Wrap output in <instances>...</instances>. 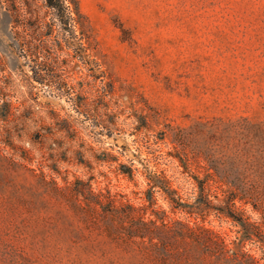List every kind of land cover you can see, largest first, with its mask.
Wrapping results in <instances>:
<instances>
[{
    "label": "rangeland",
    "instance_id": "374dc122",
    "mask_svg": "<svg viewBox=\"0 0 264 264\" xmlns=\"http://www.w3.org/2000/svg\"><path fill=\"white\" fill-rule=\"evenodd\" d=\"M79 2L103 81L73 51L71 66L61 55L45 84L34 81L33 59L13 52L15 25L0 9V105L14 107L0 120V264H247L232 251L240 237L233 221H206L225 235L212 253L193 241L164 248L133 238L96 196L149 205L144 177L132 181L111 161L128 148L121 163L135 159L143 170L142 162H160L190 195L193 177L211 174L238 206L264 216V0ZM14 22L36 21L22 12ZM178 146L189 153L186 173L179 161L156 158ZM158 199L171 218H186ZM247 249L259 248L249 240Z\"/></svg>",
    "mask_w": 264,
    "mask_h": 264
},
{
    "label": "trees",
    "instance_id": "16d2710c",
    "mask_svg": "<svg viewBox=\"0 0 264 264\" xmlns=\"http://www.w3.org/2000/svg\"><path fill=\"white\" fill-rule=\"evenodd\" d=\"M43 4L49 10V15L42 16L39 13V0H0V9L3 10L6 18L15 25L13 32L7 34L12 41L13 52H18L19 57L33 59L34 75L31 78L45 84L49 80V73L59 69V62L56 60H60L61 55L66 57L68 66L72 65L70 58L74 56L71 53L73 51L81 64L93 72L92 76L103 81L106 72L103 70L102 64L95 59L89 20L82 12L79 0H43ZM22 12L32 15L36 22H14L15 19L17 21L21 18ZM48 17L51 20L48 21ZM19 25L25 28V32L21 33L17 30ZM48 58L54 59V61L51 63L41 61V59ZM0 72H2L1 68ZM3 91L4 89L0 85V97L4 95ZM108 95L110 94L104 89V93L100 96L107 110L110 106L109 100H107ZM69 98L74 99L71 93H69ZM1 101L3 100H0V103ZM89 105L86 102L83 107L87 110ZM13 109L12 102L2 103L0 105V120L9 121L14 114ZM114 115L116 117L117 111L114 112ZM145 123L143 127H148L147 122ZM113 125L117 127L116 121L113 122ZM107 129L111 128L107 126ZM127 151L128 148L124 150V153L120 152L121 156H111V161L119 163V173L132 181L137 175L144 177L147 183L144 201H147L149 205L136 206L130 202L125 205L117 204L115 197H109L105 201L101 194H97L96 204L100 205L105 212L128 224L127 227L133 238H149L153 243L160 242L164 248L186 246L190 241H193L206 247V252L208 250L212 253L214 241L224 240L225 236L207 227L206 221L214 216L220 220L233 221L239 227V242L232 249L236 259L242 258L241 260L247 264H264V216L255 218L249 214L246 208L238 206V197L231 195L230 191L224 188L223 180H221L222 182L216 180L211 174L204 179L194 176L197 190L190 195V193L187 194L182 184H177L178 178L174 175L170 176L168 170L161 167L160 162L155 166L156 169L142 162L143 170L136 166L135 159H130L128 164L121 163L120 158L128 155ZM151 154L156 153L151 152ZM133 155L136 157V154L133 153ZM156 158H170V164H173L172 160L174 159L179 161L180 167L185 168L184 173L189 170L190 158L185 146L184 148L175 147V152L166 155L159 154L158 157L156 155ZM146 160L149 163L152 162L151 159ZM76 191L79 195H85L82 189ZM231 191L236 190L231 189ZM159 196L169 204L175 215L182 214L186 218H171L166 209H160L158 206ZM150 209L152 214L147 217ZM259 211L260 209L255 206L252 213L258 214ZM249 240H255L256 247L260 252L247 249Z\"/></svg>",
    "mask_w": 264,
    "mask_h": 264
}]
</instances>
